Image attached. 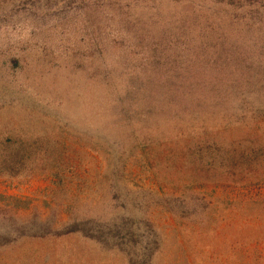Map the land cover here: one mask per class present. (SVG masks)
I'll return each instance as SVG.
<instances>
[{
	"label": "rangeland",
	"instance_id": "obj_1",
	"mask_svg": "<svg viewBox=\"0 0 264 264\" xmlns=\"http://www.w3.org/2000/svg\"><path fill=\"white\" fill-rule=\"evenodd\" d=\"M174 1L175 16L135 11L126 19L108 2L0 0V148L15 154L13 171L0 176V264H264V112H196L184 105L195 92H164L177 108L134 116L119 130L111 95L95 86L101 72H114L109 81L139 100L157 79L264 86V11L250 30L213 31L209 23L220 18H194ZM200 30L187 46L184 34ZM222 41L241 51L220 63ZM186 47L201 52L194 59L205 74L181 64ZM260 95L248 98L260 106ZM54 115L73 134L52 129L46 118ZM46 134L65 141L66 162L80 170L53 168L62 147L42 157ZM103 137L118 139L113 178L103 148L91 149Z\"/></svg>",
	"mask_w": 264,
	"mask_h": 264
},
{
	"label": "trees",
	"instance_id": "obj_2",
	"mask_svg": "<svg viewBox=\"0 0 264 264\" xmlns=\"http://www.w3.org/2000/svg\"><path fill=\"white\" fill-rule=\"evenodd\" d=\"M76 1H83L86 3H89L93 6H98L100 4H103L105 2H108L113 4V12L114 14H118L117 16H123L126 19L131 16V13L138 11L139 13H146L149 16H154L159 14H166L168 16H175L172 12V4L178 5L179 2H176L174 0H76ZM168 3H167V2ZM217 0H184L181 2V7L183 10H187L188 13L194 18L197 17H204L207 15H212L213 17H218L220 19H217L214 21L213 24L209 23L210 27H212L213 31H216L217 28H214L215 25L222 27L223 25L229 24V27H234L238 31H247L251 29V22L254 20V17L258 15L259 12L264 11V3H250V2H244L241 4H233V3H227L222 4L216 2ZM152 13V14H151ZM135 14V13H133ZM208 17V16H207ZM230 21V22H229ZM133 29H131V35L135 40H137L135 32L133 34ZM143 31V30H141ZM192 31V30H191ZM184 34L185 42L187 43V46H192L193 38L190 35H200L199 32H195L194 34ZM220 31V30H219ZM193 33V32H192ZM219 33V32H217ZM224 32L219 33V36L217 37L219 40H224L225 34ZM226 38V37H225ZM193 40V41H192ZM217 40V39H216ZM222 50L219 52L220 56L218 57V61L221 63V58L223 55L224 57H229L230 51L234 50L233 48L237 46V51H241V47L238 43L234 41L224 42L222 41ZM189 47H186L184 49V52L186 54L184 55L182 59V63H188L189 66L192 64V68L196 70L195 74H205L202 70H197L199 67V64L196 66L197 61L201 52H198L196 50H187ZM199 53V55H198ZM207 55L204 54V57H207ZM196 57V58H195ZM195 58V59H194ZM216 56L211 57V60L209 61L210 64L212 62V59L215 60ZM149 59H151L149 57ZM184 59V60H183ZM227 60V58H226ZM173 64H177L174 62ZM152 69H150L151 71ZM104 71L105 70H101ZM95 72L97 70L95 69ZM173 74L177 75L176 72H173ZM206 74H212L211 72H207ZM217 74H220L219 71ZM96 76L99 78L95 82V86L99 87L105 95H111V97L108 99L109 101V109L112 111V122L113 124L117 125V128L119 129V126H126L130 125L131 127L135 124L132 122V118L134 116H138L137 118L143 119L146 118L151 112L155 115H158L162 113L164 110H174L177 108L179 104H176V100H167L164 99L161 95V93L164 92L166 94L171 93V95L179 94L183 92L184 95L190 96V94L196 93L194 95L193 99H190L186 103H184L185 107L187 105H191L190 109L193 111L198 112L199 110H208L213 109L216 107H219L218 109L222 110H229L233 113H237L241 111L239 116H245L249 114H254L258 112H264V104L257 106L253 101L248 98L249 94H254L257 92H263L264 86H259L258 84L250 83L245 81H237L235 78L234 80H223V79H211L207 78L204 75V78L202 80H194V77H189V80H184L180 82H175L174 80H167L163 81L161 79H157L154 83H150L151 86L146 85L145 90L143 88L142 91L144 95L139 100L136 97H131V94L119 92V89L117 86L113 83H111L109 80L115 76L114 72L107 75L104 73H99V75L96 74ZM195 76V75H194ZM182 87L184 89H182ZM147 88H150L148 92H145ZM132 91H134V88H131ZM111 92H115L116 94H112ZM231 95V96H230ZM193 96V95H192ZM256 98H259L264 103V95L257 96ZM229 101L231 103H229ZM18 104L17 101H11L8 103V105H15ZM67 105H70V102H66ZM182 103V104H183ZM184 109V107H181ZM200 112V111H199ZM51 117V116H50ZM235 118V116H233ZM238 119H232L230 123H236ZM46 121L49 122L52 125V129L56 128L59 131L60 130H66L69 131L70 134H73L70 129L65 127L64 123H62V120H59L55 115L49 120L46 118ZM241 123V122H238ZM250 122H248L247 127L250 126ZM61 127L63 129H61ZM120 130V129H119ZM133 131V129L131 130ZM60 133V132H58ZM132 133V132H131ZM54 134L52 136H49L48 134L43 136L44 140V148L42 149V157L45 159H48L50 156L52 157L53 152L56 151L58 147H62V151L59 154L60 161L61 158L63 159L62 162H60V165L56 163L53 168H55L57 171H60L61 165H67L69 167H73L76 169L77 167L72 164L71 162L68 163L67 155H68V145L65 144V141L62 142L60 140H55ZM100 139V138H99ZM58 141V142H55ZM118 139H113L109 137H103L100 140L96 141V146L94 148H91L93 151H96V148H103L105 153V161L107 164L108 174L113 178L114 175L118 174L120 172V150L118 149ZM30 148H26L23 145L21 146V152L22 155L26 154L27 151ZM17 151V149H15ZM97 152V151H96ZM14 150L5 148H0V176L7 175L10 171H13L15 163L12 162V157L14 156ZM65 159V162H64ZM47 162H42V165L46 167ZM21 166V164H19ZM81 169V168H77ZM76 170V171H79ZM74 171V170H72ZM72 232H78L80 234L83 233L82 230L77 229L76 231H69V233ZM128 234L130 236H134L135 234L132 231H129ZM85 237L90 239H95L93 236H89L88 234L85 235ZM135 243L131 245V252L138 251L135 248ZM137 246V245H136ZM127 247V246H126ZM129 249V248H128ZM143 250V248H142ZM144 251V250H143ZM128 257V256H127Z\"/></svg>",
	"mask_w": 264,
	"mask_h": 264
}]
</instances>
